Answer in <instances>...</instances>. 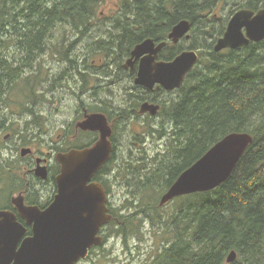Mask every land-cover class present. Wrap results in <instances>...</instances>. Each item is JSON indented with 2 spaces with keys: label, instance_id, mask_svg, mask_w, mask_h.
<instances>
[{
  "label": "trees",
  "instance_id": "obj_1",
  "mask_svg": "<svg viewBox=\"0 0 264 264\" xmlns=\"http://www.w3.org/2000/svg\"><path fill=\"white\" fill-rule=\"evenodd\" d=\"M106 1L0 0V104L16 82L29 77L32 62L39 61L36 54L44 52L41 47L46 43L42 39L54 37L59 27L55 23L65 22L75 31L88 28L99 13L97 7ZM219 1L120 0L122 8L116 10L113 19L128 33L118 46L123 51L118 64L128 50L147 37L167 41L162 55L174 58L184 48L168 41V33L182 19L192 22L191 38L195 43L187 49H198L200 53L199 62L183 85L173 91L176 97L160 99L138 87L133 90L132 112L117 111L118 118L126 123L139 119L137 112L143 101L157 102L161 104L159 115L169 125L162 123L156 128L169 139L165 153L146 171L140 163L128 165L134 180L127 175V185L137 186L139 181L144 191L157 187L164 192L225 135L248 132L254 139L223 184L167 203L175 204L172 216L166 220L157 216L156 221L166 226L172 239L154 254L151 264H228L226 257L232 250L238 256L230 264H264V40L215 52L214 45L228 23L212 13ZM235 1L237 10L264 8V0ZM32 115L38 116L36 112ZM147 126L146 132H152L154 127L149 123ZM2 154L0 150V183L10 184L14 176L4 178L9 163ZM140 157L137 160H145ZM117 171L110 172L111 178ZM108 206L112 215L101 230L103 242L99 247L113 234L125 235L137 215L123 214L113 203ZM156 207L157 203L144 202L141 212L148 216ZM97 248L93 247L91 253Z\"/></svg>",
  "mask_w": 264,
  "mask_h": 264
},
{
  "label": "water",
  "instance_id": "obj_2",
  "mask_svg": "<svg viewBox=\"0 0 264 264\" xmlns=\"http://www.w3.org/2000/svg\"><path fill=\"white\" fill-rule=\"evenodd\" d=\"M191 28L192 22L182 19L172 27L169 39L178 43L183 38H189ZM262 40L264 8H242L231 16L214 50L236 49ZM166 44V41L156 44L153 38H148L134 47L125 66L133 67L140 59L136 84L149 89L158 84L167 91H174L183 85L189 72L197 65L199 53L183 50L171 60H157ZM159 109L160 104L146 101L142 103L140 112L156 115ZM84 127L98 128L101 138L91 148L59 154L62 167L57 176L58 193L52 204L41 211L24 205L21 198H15L14 203L21 216L33 225V235L25 238L19 247L27 228L15 213L0 210V264H77L88 257L92 247L102 244L99 231L109 222L111 215L108 214L104 189L91 180L112 152L108 140L111 129L101 114L90 116ZM253 141L248 132H231L222 137L180 174L161 197L160 205L178 196L209 191L223 184ZM28 152V148L22 149V155ZM40 169L37 173L46 178L47 174L40 173ZM235 257L233 252L228 260L232 261Z\"/></svg>",
  "mask_w": 264,
  "mask_h": 264
},
{
  "label": "rangeland",
  "instance_id": "obj_3",
  "mask_svg": "<svg viewBox=\"0 0 264 264\" xmlns=\"http://www.w3.org/2000/svg\"><path fill=\"white\" fill-rule=\"evenodd\" d=\"M119 1L120 0H107L104 3H101L97 7L98 12L104 11L105 13L100 16L98 13L93 22L108 21L112 14L111 11L117 10L119 7L121 8V6H119ZM237 1L241 2L242 0ZM217 5L218 6L212 13L214 16L221 17L225 20H229L233 15L232 11L237 10L235 0H220ZM63 30L65 33H63ZM77 33L72 26L65 25L64 28L59 26L54 31L55 40L51 46H55L58 41V46L60 47L59 42L67 37V39H65L68 40V42H66L65 46L69 47L68 52L71 53L73 58H75L74 55L80 52V50H82V54L88 53L86 44L80 45L79 42L73 44L77 37ZM78 35L81 34L78 33ZM190 35L192 36L193 34L190 32ZM193 43L195 42L192 38H184L179 45L183 46L184 50H187V48L191 47ZM193 50L198 51V49ZM46 55L52 59L46 58V64L51 63L53 69L56 70L54 64L57 65V56L53 55L51 50H49ZM88 63L91 72L92 70L98 72L96 71L99 67L96 66L97 63L93 64L92 60ZM103 63L104 62L100 61L101 65H103ZM37 65H39V63ZM29 81L28 77L25 80L16 82V84H14V86H12L2 98L0 104V127L4 125L0 129V150L3 152L2 156L4 159L9 163V166H6L4 178L9 175L14 176L10 184H8L7 181L0 183V209L3 208L13 196L15 198L19 196V183L22 182V169L20 170V167L27 166L26 160L19 156L21 148H28L33 145L38 150L42 149L43 151H48L51 148L50 145H54L55 143L59 144L61 139L58 135L62 132V125L69 122V120H72L75 110L79 108L78 103L82 100L80 95H78L79 89L74 87L75 85L71 78L67 83V91L60 90L58 93V97H61L59 103L46 105L39 103L36 107L32 106L36 108L38 116L40 113L42 115L41 119H43L41 124L36 128H32L28 122L30 120ZM42 87L44 86L38 88L36 85V95L40 94ZM72 88L76 89L73 90ZM117 88L118 95L114 96V98L116 99V104H121L122 106L120 108H122L124 105H127L126 102H129L128 99L131 95H129V92L125 93L122 84L119 83ZM106 91L101 96L104 97ZM94 92V94L88 96L92 101H95V94L99 93V89ZM176 95L177 94L173 92H166L165 98L171 99L176 97ZM34 96L35 94H33L32 97ZM51 99L53 98L52 93L50 92L49 99L44 98V100L48 101ZM131 102H133L132 97ZM151 119L152 120L145 117L129 121V124L125 125L120 132V135H118L121 136L120 142H123L124 145V147L121 146L123 148L122 161L119 162L117 175L112 177V183L110 184L112 186V202L114 206H116L118 211L123 214L137 212L136 218L133 220L135 222L132 221L129 224V231L125 235L113 234L114 236H110L103 246H94L98 248L95 249L93 253L90 251L87 261L82 264H151L154 260V254L161 250L163 244L167 245L172 239L171 233L166 230V226L156 221L157 216H160L165 220L170 219L174 212V203L166 204L164 206L160 205V199L168 188L167 190H164V192L163 189L157 187H154L151 191H144L141 189L143 184L141 183L140 186L139 181L136 182L137 186L127 185L126 183L128 180L127 175L131 176L134 180V174H130L127 167L128 165L132 167L135 164H138L133 161L141 158L140 156H143L145 160L141 161V159H139V161L142 162V170L146 171L153 166L154 162L159 157H162L163 153H165L168 148V137L164 135V132H158L156 128L159 129L162 123L168 127L169 125H167L165 119L160 115ZM148 123L149 127H154L152 132H146ZM7 135H9V137L5 138ZM77 140L73 142V144H79L80 142ZM136 166H139V164ZM150 201L154 204L157 203L159 207H156V209L150 212L148 216H145L141 212V208L143 207L144 202ZM152 218L155 219V221L151 220ZM120 222L123 223L124 220H121Z\"/></svg>",
  "mask_w": 264,
  "mask_h": 264
},
{
  "label": "flooded vegetation",
  "instance_id": "obj_4",
  "mask_svg": "<svg viewBox=\"0 0 264 264\" xmlns=\"http://www.w3.org/2000/svg\"><path fill=\"white\" fill-rule=\"evenodd\" d=\"M118 9H120V7ZM104 13V11H101L98 15L100 16ZM111 13L112 14L108 21L91 22V25L88 28L83 27L81 30L76 31V33L78 32L81 35H78L77 33V37L75 38L73 44L77 42H79L80 45L86 44L88 50V53L86 54H82V50H80V52L74 55L75 58H73L71 53L68 52L69 47L65 46L66 42H68V40H66L67 37H65L66 39L63 38V40L59 42L60 47L58 46V41L56 42L55 46H51V44L55 40V37L49 38L44 36V38L42 39V41L46 43L45 47H41V50H43L42 48H45L44 52L36 54L39 56V61L35 60L34 62H32V68L29 70V125L32 128H36L39 124L42 123L43 120L41 119L42 115L40 113L39 116L32 115V112L37 111L36 108L32 106L36 107L39 103L44 105L59 103L61 97H58V93L60 92V90L67 91V83L71 78L73 79L72 82L75 85L74 87H77L79 89L78 95H80V98L82 100L80 101V103H78L79 108L75 110L72 120H69V122L62 125V132L58 135V137L61 139V142L59 144L55 143L54 145H50L51 148L48 151H43L42 149L38 150L33 145L29 146V152L27 155H22L23 147L21 148L19 156L22 159L26 160L27 166L20 167V170L22 169V182L19 183L20 190L18 194L19 196L17 198H21L24 205L26 206H32L38 208L41 211H44L52 204L56 194L58 193L57 176L60 174L62 167L61 162L59 161V154L68 153L73 149L84 150L96 145V143L101 138L100 130L98 128L91 127L85 128L84 125L87 121H89L90 116L101 114L105 117L107 124L111 129V134L108 137V140L111 143L112 152L108 160L95 173L91 182L99 183L104 189L107 197L106 204L108 207V214L112 215L111 209L108 206V204L113 203L112 186L110 187V189H108L107 186L108 184L110 186V184L112 183L110 172L118 168L119 162L122 161V147H124V145L123 142H120L121 136L118 135H120V132L123 130L124 126L129 124V121L126 123L121 122L120 118H118L117 116V111L121 110V112H132L133 102H131V97H133V90L138 87H142L145 90L151 91L160 99L165 98L166 92H173L165 90L158 84L155 85L152 89L135 84V79L138 75L140 59H138L134 63L133 67L130 66L127 68L125 66L128 59L132 56V50L134 48L128 50L126 54L121 57L122 61L119 64L117 63V60L120 58V53L123 52L121 51V49H119L118 46L122 43V38L128 36V33L122 31V23L113 20L116 10L111 11ZM230 19L231 17L229 18V20ZM55 25H64V27L65 25L68 26V24H66L65 22H57L55 23ZM169 33L167 38L168 41L170 40ZM116 37H118V39ZM148 38L152 37H147L146 39ZM190 38L191 35L189 36V38L185 39ZM155 43L158 44L160 42L155 40ZM171 43L174 46H178L180 44V42L173 43L172 41ZM167 44L159 52L157 60L173 59L164 58V56L162 55V52L165 50ZM49 50H51L53 55L57 56V65L54 64L56 70L53 69L51 63L46 64L45 59H51L46 55ZM90 60H92L93 64L97 63L96 66L99 67L96 71L98 72H94L93 70L92 72L90 71L88 63ZM100 61L104 62L103 65L100 64ZM38 63L39 65H37ZM119 83L123 85L125 93L129 92V95H131L128 99L129 102H126L127 105H124V107L122 108H120L122 106L121 104H116V99L114 98V96L118 95L117 87ZM36 85L38 88L40 86H44L41 88L40 94L38 95H36L35 93ZM72 89L75 90L76 88ZM98 89L99 93L95 94V101L90 100L88 96L94 94V91H98ZM105 91V96H101ZM50 92L52 93L53 99L48 101L44 100V98L49 99ZM33 94H35L34 97H32ZM146 101L154 104H159L157 102L149 100ZM146 101H143L142 103ZM142 103L140 104L137 112L138 116H140L139 119L148 117V119L152 120L151 118L159 116L161 104L158 113L156 115H152L150 112H140ZM36 114L38 115V112H36ZM38 117H40V122H38ZM20 139L22 140L21 137ZM76 140L80 143L73 144V142H75ZM43 167H45V170ZM38 168H41L39 170L40 173L44 174L45 172L47 174L46 178H43L37 173ZM98 172L99 174L97 175ZM106 172H108L109 174ZM14 200L15 197L13 196L10 201L0 210H8L15 213L17 219L27 228L24 236L18 244L19 247L21 242L25 238L33 235V225L28 224L27 221L21 216V213L19 212L18 207L15 205ZM102 228L101 230H103ZM101 230L99 231V235L103 237V232Z\"/></svg>",
  "mask_w": 264,
  "mask_h": 264
},
{
  "label": "bare ground",
  "instance_id": "obj_5",
  "mask_svg": "<svg viewBox=\"0 0 264 264\" xmlns=\"http://www.w3.org/2000/svg\"><path fill=\"white\" fill-rule=\"evenodd\" d=\"M211 7V6H210ZM248 9V8H247ZM251 10H253V9H251ZM75 20V19H74ZM13 28V27H12ZM198 33H199V29L197 30V32H195V39H196V36H198ZM26 34V33H25ZM199 42V41H198ZM206 42V41H205ZM202 43H203V41H202ZM72 47V46H71ZM216 52V51H215ZM136 84V83H135ZM82 93V92H81ZM170 106V105H169ZM170 110V109H169ZM225 128V127H224ZM165 129V128H164ZM31 139V138H30ZM134 163H140V164H142V162L141 161H139V160H134ZM238 193V192H237ZM237 193H235V194H237ZM233 252H235V254H236V257H235V259L234 260H232V261H229L228 260V258H229V256L233 253ZM200 255V254H199ZM237 256H238V254H237V252H236V250H232L228 255H227V257H226V262L228 263V264H230V263H232L233 261H235L236 259H237ZM189 258V257H188Z\"/></svg>",
  "mask_w": 264,
  "mask_h": 264
}]
</instances>
